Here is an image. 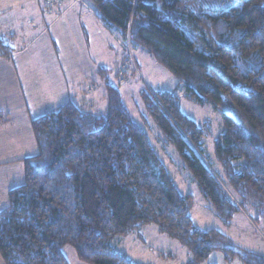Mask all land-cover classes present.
<instances>
[{"label": "trees", "instance_id": "1", "mask_svg": "<svg viewBox=\"0 0 264 264\" xmlns=\"http://www.w3.org/2000/svg\"><path fill=\"white\" fill-rule=\"evenodd\" d=\"M91 2L120 41L146 50L189 100L221 112L216 171L205 151L211 129L187 116L175 93L143 94L154 124L217 216L229 225L250 208L264 218V0ZM0 49L12 55L2 43ZM107 99L102 115L69 101L32 121L38 154L25 160V183L0 211L5 263L70 264L64 250L71 247L86 264H136L112 242L154 224L189 249L188 264L215 251L264 264V255L195 224L193 197L179 191L120 90L108 85Z\"/></svg>", "mask_w": 264, "mask_h": 264}, {"label": "crops", "instance_id": "2", "mask_svg": "<svg viewBox=\"0 0 264 264\" xmlns=\"http://www.w3.org/2000/svg\"><path fill=\"white\" fill-rule=\"evenodd\" d=\"M63 1L61 12H51L42 0H0V43L13 50L6 56L0 49V211L9 205V192L25 183V160L38 154L31 124L42 114L34 113L69 101L92 102L82 93L95 82L87 81L86 71L91 63L97 72L105 66L89 57L112 51L111 29L95 7L86 0ZM91 26L98 30L99 45L85 40ZM106 35L107 44L101 41ZM64 252L70 264H86ZM0 264H6L1 254Z\"/></svg>", "mask_w": 264, "mask_h": 264}, {"label": "rangeland", "instance_id": "3", "mask_svg": "<svg viewBox=\"0 0 264 264\" xmlns=\"http://www.w3.org/2000/svg\"><path fill=\"white\" fill-rule=\"evenodd\" d=\"M86 1L93 5L91 0ZM87 31L85 40L89 39L92 45H99L100 35L97 28L91 26ZM109 34L112 45L110 55L106 54L101 57L95 54L89 57L99 65L98 67L105 66L99 68L100 71L97 72L98 70L94 71V66L91 63L92 69L86 71L87 81L90 79L95 81H90L89 87L94 85L95 88L89 91L90 88L85 87L82 93L86 92V96L94 99L92 102L84 100L80 103L78 100L75 102L87 113L102 115L106 112L108 104L107 86L119 89L124 105L130 112L133 121L148 133L152 146L172 175L179 191L183 195L193 197L194 205L191 217L195 224L203 231L216 230L222 233L230 239L234 246L264 255V218L250 208L237 213L229 225L217 216L212 204L201 193L186 163L154 124L148 113L143 94L164 91L175 93L180 98L184 113L201 124L202 127L207 126L211 129L205 141V151L216 171H221L214 149V140L224 131L221 112L215 110L211 105L199 106L189 100L182 83L146 50L120 41L117 33L111 31ZM103 40L107 44V35L101 38V41ZM128 46H131L130 49ZM129 50L132 52L134 61L131 59ZM80 75H82V71ZM42 107L44 105L40 103L39 108ZM43 111L40 109L38 113L34 114L43 115L45 113ZM112 245L116 251L125 253L136 264H188L193 259L188 248L178 240L163 234L154 224L143 226L127 236L115 238ZM65 251L70 258L77 256L71 247H66ZM201 264L244 263L239 258L229 261L223 252L215 251L206 262Z\"/></svg>", "mask_w": 264, "mask_h": 264}, {"label": "built area", "instance_id": "4", "mask_svg": "<svg viewBox=\"0 0 264 264\" xmlns=\"http://www.w3.org/2000/svg\"><path fill=\"white\" fill-rule=\"evenodd\" d=\"M46 9L49 11H59L61 12L64 7V1L63 0H42ZM129 53L132 55L131 50H129Z\"/></svg>", "mask_w": 264, "mask_h": 264}]
</instances>
